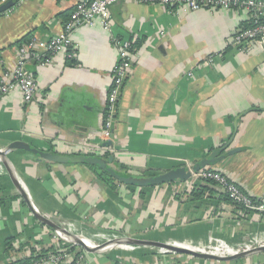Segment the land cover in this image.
I'll return each instance as SVG.
<instances>
[{"label": "crops", "instance_id": "1", "mask_svg": "<svg viewBox=\"0 0 264 264\" xmlns=\"http://www.w3.org/2000/svg\"><path fill=\"white\" fill-rule=\"evenodd\" d=\"M78 1L20 0L0 14V78L14 69L20 48L16 43L26 35L32 38L36 54L50 58L42 67L36 61L28 65L38 88L32 102L24 103L18 91L0 98V148L23 141L45 152L82 154L81 143L99 129V113L112 84L117 58L113 42L130 41L137 47L117 102L113 165L126 172L135 169L156 175L186 161L194 164L198 156L231 139L233 122L244 113L231 143V148L243 150L214 169L252 199L264 200V48L252 45L250 51L241 52L232 47V33L247 25V14L116 4L109 9V31L98 22L80 27L71 35V58L48 57L50 41L61 35L62 24ZM6 159L9 165L0 161V201L4 200L0 204V264L38 257L40 251L43 256L34 263L264 264V251L216 262L178 253L161 256L169 252L152 247L119 245V253H113V247L96 254L80 246L65 247L29 209L10 173L40 215L55 223L60 218L73 222L70 231L96 245L97 239H120L90 234L112 225L128 237L138 235L197 252L204 251L201 246L208 235L242 241L247 247L252 245L247 237L264 232V220L240 213L224 200L217 185L194 201L188 194L195 182L140 191L116 183L113 191L85 165L38 161L16 150L9 151ZM7 240L12 241L11 249ZM213 248L225 252L216 253ZM210 249L207 253L220 256L241 253L229 245Z\"/></svg>", "mask_w": 264, "mask_h": 264}, {"label": "built area", "instance_id": "2", "mask_svg": "<svg viewBox=\"0 0 264 264\" xmlns=\"http://www.w3.org/2000/svg\"><path fill=\"white\" fill-rule=\"evenodd\" d=\"M7 1L0 0V4H4ZM126 2L146 6L180 7L184 11L202 9L211 12L243 11L247 14L248 22L244 28H238L232 33V47L241 52L250 51L252 45L264 48V0H79L69 14L68 19L62 24L61 35L50 41L47 48L48 57L63 54L65 58H71L73 55L71 35L73 32L80 27L91 26L95 22H98L103 30L109 31L110 7ZM113 44L117 51V58L112 72V84L108 91L106 105L102 113H99V129L95 134H89L81 143L82 154L104 157L105 154L112 155L114 153L112 145L108 147L104 145L112 141V129L118 98L120 97L124 83L131 74L132 54L136 49L130 41L115 40ZM33 61L38 62L39 66L42 67L49 63L50 58L43 59L42 56L36 54L31 41L19 48L14 69L2 74L0 78V98L13 91H18L24 103L33 101L38 90L36 82L28 69V65ZM96 137L99 141H95ZM3 149L0 148V151H3ZM190 179H194L196 184L201 179L213 180L217 183L221 192L228 197L231 204L235 207L239 206L248 214L256 215L264 220V200L256 201L252 199L240 186L231 182L223 173L214 169V167L204 168L192 173ZM60 225L61 229H64L69 224ZM56 232L59 236L60 232ZM252 235L245 239L253 245L252 248L254 246L264 247L262 246L264 245V232ZM243 246L241 242L238 245L230 247L231 250H241ZM234 255L237 254L229 256ZM30 264L37 263L33 262Z\"/></svg>", "mask_w": 264, "mask_h": 264}, {"label": "water", "instance_id": "3", "mask_svg": "<svg viewBox=\"0 0 264 264\" xmlns=\"http://www.w3.org/2000/svg\"><path fill=\"white\" fill-rule=\"evenodd\" d=\"M20 0H8L6 3L0 5V14H3L12 8L16 6V4ZM244 115L240 114L238 115L234 122H233V133L231 135V139L224 145H221L220 147L214 148L213 150L209 151L208 155L206 157L201 158L199 161L194 163L191 167L190 165H182L173 169H170L168 171L145 177V178H135L132 176H122L116 170L113 168V162L114 158L112 156H109L107 158L104 157H98L90 154H75V155H63L59 153H50L41 151L39 149H36L29 144L23 142V141H16L13 143H10L8 146L4 147L3 151H0V161L3 162L6 165H9L6 159V154L9 151H25L27 153H30L34 155L38 161H48L56 164H81V165H92L97 167L99 170L106 172L112 179L117 181L118 183L124 184V185H130L135 186L138 188H145V187H153L157 185L162 184H173V183H185L187 182L191 177L192 173L198 172L204 168L208 167H214L215 165L221 163L224 161L227 157L236 154L238 152H241L243 148H235L231 149L230 145L232 143V139L234 138L236 131H237V123L241 119V117ZM112 143L109 141L105 143L104 146L108 147L111 146ZM13 184L16 187L18 193L22 197V199L26 202L29 209L32 211V213L37 217V219L40 221V223L49 226L51 229H54L58 232H66L64 229H61L60 227L56 226L51 220L46 219L40 213H38L34 207L32 202L30 201V198L28 194L26 193L25 189L20 185L19 180L13 173H10ZM126 240H130L132 244L144 246V247H153L158 249H165L168 250V252L171 253H178L187 255L196 259H203V260H210V261H216V262H230L235 261L238 259H242L251 253L254 252H262L264 251V247L257 248L253 251L246 252V253H240L238 255L234 256H216V255H210L205 253H199L194 252L187 249L182 248H176L171 247L170 245H167L163 242L158 241H152V240H146V239H138V238H125ZM78 246L83 247L87 252H94L91 249L87 247V245L82 241L78 240L76 242ZM106 244L101 245V249L105 248ZM99 252V251H95Z\"/></svg>", "mask_w": 264, "mask_h": 264}, {"label": "rangeland", "instance_id": "4", "mask_svg": "<svg viewBox=\"0 0 264 264\" xmlns=\"http://www.w3.org/2000/svg\"><path fill=\"white\" fill-rule=\"evenodd\" d=\"M221 145H219L218 147H220ZM215 148H217V147H215ZM230 148H231V145H230ZM231 149H235V148H231ZM112 150L115 152L116 151V149L115 148H113L112 147ZM208 151H209V149H208ZM208 154H203V155H200V156H198L197 157V159L198 158H203V157H206ZM199 160V159H198ZM180 164H183V163H180ZM185 164H187V165H190V167L192 166V164L193 163H190V162H185L184 163V165ZM122 172L124 173V174H127V175H129V176H132V177H135V178H145V177H149V174H151V172L150 171H145V170H141L140 172L139 171H137V170H135V169H133L132 171H130V172H126L125 170H122ZM189 182H195V180L194 179H189L188 180ZM199 181H197V183H198ZM118 183V182H117ZM181 184H183V183H181ZM118 185H120V187L122 186V187H128V185H124V184H121V183H118ZM129 189H132V190H134V191H140V189L141 188H138V187H134V188H129ZM237 209H240V208H237ZM240 213H242V214H246L247 212L246 211H244L243 209H240V211H239ZM54 216H57V215H54ZM56 226H58V227H60L61 225L60 224H69V225H66V227H64V229L65 230H67V229H69L72 225H74L73 224V222H68V221H66V220H64V219H62V218H60V219H58V221L55 223V222H53ZM72 224V225H71ZM61 228V227H60ZM116 229H119L118 227H114V226H112V225H110V226H106V225H104L103 227H100V228H97V229H95V230H93V231H91V233L90 234H94V235H97V234H105L106 236H107V238H110L111 236H116L117 238H138L136 235L135 236H129L128 237V235H123L122 234V232H117L116 231ZM70 230V229H69ZM52 234H53V237H54V239H55V241H57V242H59L61 245H63V246H65V247H71V248H73V249H79V246L78 245H76V244H74V245H72V244H68V243H66V242H63L60 238H59V236H58V234H57V232H56V230H54V229H52ZM252 236H254V235H252ZM203 238V237H202ZM249 238V237H248ZM139 239V238H138ZM170 240V239H169ZM203 240H206V242L201 246V250H204V251H206V252H204L203 251V253H207V251H210L211 249V247H213L214 245H218V246H224V245H229V246H234V245H238V244H240L242 241H239V242H234V243H232V242H230V241H228L227 239H225V238H223L221 235L220 236H211V235H208V237H206V239L204 238ZM209 240H211L213 243H207V241H209ZM94 242H96L97 243V245L98 246H101V245H103V244H106L107 242H110V241H105V239H97V240H95ZM167 242V241H166ZM262 246H264V245H262ZM257 248H260V247H258V246H254V248H252L251 249V251H253V250H255V249H257ZM121 250V247H119V246H117V247H115L114 249H113V253H119V251ZM164 251H166V250H164ZM248 252H250V251H248ZM90 253H98V252H90ZM135 253V252H134ZM171 253V252H170ZM170 253H167V254H159V255H161V256H165V255H168V254H170ZM200 253V252H199ZM209 254H211L212 252H208ZM216 253H219V252H216ZM170 255H174V254H170ZM238 255V254H237Z\"/></svg>", "mask_w": 264, "mask_h": 264}, {"label": "trees", "instance_id": "5", "mask_svg": "<svg viewBox=\"0 0 264 264\" xmlns=\"http://www.w3.org/2000/svg\"><path fill=\"white\" fill-rule=\"evenodd\" d=\"M0 5H2V4H0ZM32 41V38L30 37V35H26V36H24L21 40H19L16 44L19 46V47H21L23 44H27V43H30ZM15 44V45H16ZM132 46L134 47V48H136L137 47V44H132ZM132 47V48H133ZM66 61H71V60H66ZM108 105V104H107ZM91 155V154H90ZM109 156H112V155H110V154H105V158H107V157H109ZM89 170H90V172L94 175V177L99 181V182H101V183H103L105 186H107L110 190H116V183H117V181H115L114 179H112L106 172H104V171H101V170H99L97 167H95V166H92V165H85ZM113 168L116 170V172H118L120 175H122V176H127V174H124L123 172H122V170H124L123 169V167L122 166H115V165H113ZM149 176H153V175H149ZM215 185H217V183L216 182H214L213 180H211V179H201L197 184H196V186H194L192 189H191V191L189 192V196L192 198V200H194V201H200L201 200V198L204 196V194L205 193H210L211 192V190H210V187H212V186H215ZM218 186V185H217ZM135 186H130V185H128V188H134ZM208 191V192H207ZM221 196L224 198V200L226 201V202H229L230 203V200L228 199V197L225 195V194H221ZM4 200H1L0 201V204H2V202H3ZM12 201V199H8V202H11ZM237 208H240V209H243V208H241V207H237ZM244 210V209H243ZM11 240H7L6 241V245L7 246H9V249H11L12 247H11ZM69 250H70V248H69ZM72 250V249H71ZM42 253L43 252H41L40 251V256H35L34 257V255H32V256H30V257H28V258H23V259H20V260H18V261H16V262H14V263H12V264H30V263H32L33 261H35V260H38V259H41V257L43 256L42 255Z\"/></svg>", "mask_w": 264, "mask_h": 264}, {"label": "bare ground", "instance_id": "6", "mask_svg": "<svg viewBox=\"0 0 264 264\" xmlns=\"http://www.w3.org/2000/svg\"><path fill=\"white\" fill-rule=\"evenodd\" d=\"M59 237L63 241H65V242H67L69 244H72V245L77 244L76 242L78 240H82L87 245V247L89 249H91L92 251H94V252L95 251L105 252V251H108V250L112 249L113 247H116V246H119V245H131V246H135V247H144V246H139V245L132 244L130 240H126L125 238H123V239H117V240L108 242L107 245L105 246V248L101 249L100 248L101 246H97L96 244H94L92 241H90L86 237H83V236H80V235H76L75 233L71 232L69 229H67L66 232H60ZM165 244H167V243H165ZM167 245H170L171 247H176V246H174L172 244H167ZM252 247H253V245H249L247 247H243L244 250H239V252L243 253V252L251 251ZM176 248H180V247H176ZM212 250L215 251V252H219V253H224L225 252L224 249H221V248H213ZM166 251H168V250H166ZM194 252H197V251H194ZM207 254H209V253H207ZM238 254H240V253H238ZM210 255H215V254L211 253ZM218 256H220V255H218Z\"/></svg>", "mask_w": 264, "mask_h": 264}, {"label": "flooded vegetation", "instance_id": "7", "mask_svg": "<svg viewBox=\"0 0 264 264\" xmlns=\"http://www.w3.org/2000/svg\"><path fill=\"white\" fill-rule=\"evenodd\" d=\"M105 158V157H104ZM113 166V165H112Z\"/></svg>", "mask_w": 264, "mask_h": 264}]
</instances>
